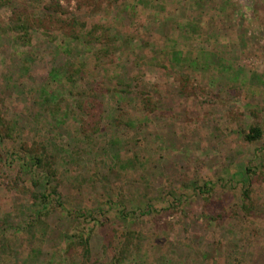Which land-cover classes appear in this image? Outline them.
Segmentation results:
<instances>
[{
	"label": "rangeland",
	"instance_id": "rangeland-1",
	"mask_svg": "<svg viewBox=\"0 0 264 264\" xmlns=\"http://www.w3.org/2000/svg\"><path fill=\"white\" fill-rule=\"evenodd\" d=\"M0 264H264V0H0Z\"/></svg>",
	"mask_w": 264,
	"mask_h": 264
},
{
	"label": "trees",
	"instance_id": "trees-1",
	"mask_svg": "<svg viewBox=\"0 0 264 264\" xmlns=\"http://www.w3.org/2000/svg\"><path fill=\"white\" fill-rule=\"evenodd\" d=\"M261 135V129L258 128L257 126H252L248 129L247 133L245 134V137L248 139V140H252V139H255L256 137H259ZM244 196L247 197L248 196V191L247 190H244L243 192ZM40 198H41V201H42V204L44 206H46L47 202L45 201L46 197L43 196V194L40 195Z\"/></svg>",
	"mask_w": 264,
	"mask_h": 264
}]
</instances>
